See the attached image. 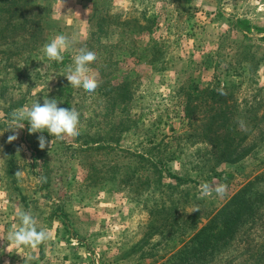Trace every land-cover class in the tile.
Masks as SVG:
<instances>
[{"label":"rangeland","instance_id":"rangeland-1","mask_svg":"<svg viewBox=\"0 0 264 264\" xmlns=\"http://www.w3.org/2000/svg\"><path fill=\"white\" fill-rule=\"evenodd\" d=\"M29 3L35 22L0 38V206L60 215L78 264H264V0ZM51 28L73 40L56 68L42 52ZM84 47L92 93L65 77ZM46 96L80 113L79 134L51 145L45 132L41 150L25 123L8 143L11 113ZM222 134L235 163L209 155ZM205 182L226 193L198 198Z\"/></svg>","mask_w":264,"mask_h":264},{"label":"clouds","instance_id":"clouds-1","mask_svg":"<svg viewBox=\"0 0 264 264\" xmlns=\"http://www.w3.org/2000/svg\"><path fill=\"white\" fill-rule=\"evenodd\" d=\"M73 40L69 39L66 35H56L50 42L46 43L42 52L49 61H61L62 53L72 46ZM97 58L95 51H92L86 47L80 48L76 55L73 57L74 68L68 70V74L65 76L73 88H82L85 92H94L99 83L97 79L90 74L91 69L89 65ZM38 70V69H37ZM219 94H225L223 92V86L217 90ZM57 99H50L46 96L43 100V104L40 101L34 102L31 107H24L11 113V118L5 121L6 131H12L17 135H10L8 137V143L18 139V131L25 128L27 123L29 134L41 133L38 137L39 147L44 150L49 146V141L43 135L47 132L53 137L50 142L51 145L54 140L60 141L65 136L75 137L79 134V117L80 113L72 108H62L58 106ZM241 127L244 126L243 121H239ZM50 154V153H49ZM22 171H17L15 176L17 178L22 177ZM227 186L219 184L213 187L210 183H203L199 186V197L205 198L212 196L215 192L218 196H223L226 193ZM199 211L197 208L194 212ZM21 220V226L18 229L10 231L7 236L9 242L7 251L13 245L16 248L21 246L35 248L50 238V232L41 228L37 230V221L33 217L30 211H21L19 213Z\"/></svg>","mask_w":264,"mask_h":264},{"label":"crops","instance_id":"crops-1","mask_svg":"<svg viewBox=\"0 0 264 264\" xmlns=\"http://www.w3.org/2000/svg\"><path fill=\"white\" fill-rule=\"evenodd\" d=\"M30 209V206H0V264H78V259H72V253L66 254L67 249L72 250L70 247L77 244L73 235H68L63 218L44 211L40 216L32 215L37 221V230H48L50 238L35 248L13 245L7 251L9 232L21 226L19 213Z\"/></svg>","mask_w":264,"mask_h":264},{"label":"trees","instance_id":"trees-1","mask_svg":"<svg viewBox=\"0 0 264 264\" xmlns=\"http://www.w3.org/2000/svg\"><path fill=\"white\" fill-rule=\"evenodd\" d=\"M26 2V3H24ZM33 8H35L33 5H30L29 0H0V25L3 23L2 26H0V38L1 39H7V37L9 36L8 32L11 33L12 35L18 32V30H23L25 29V24L28 26V22H32L34 23L35 21H33L32 17H34L35 19V14H33ZM39 11L43 8L38 7ZM31 15L30 19H28V16ZM19 19H22L23 22L25 24H18L19 23ZM28 19V20H26ZM18 22V23H17ZM22 22V23H23ZM106 22H108V18H104L103 23L101 24L99 30H97L96 32H93V36H95L94 33L99 34V36L101 35H108L109 30H104L102 29L103 24H106ZM8 30V32H7ZM60 30L58 28H51L48 30V34L47 37L45 38V41H50L51 37L53 34L55 33H59ZM95 38L96 41H98V39L101 38L100 37ZM35 38V35L33 37V39ZM13 40V44H16V40ZM37 39L35 38L34 40H30L28 43V48H35L34 46H36L37 44ZM33 45V47L31 46ZM148 52V54L146 53ZM145 54V58L147 59V61L149 62V64H153L156 65L157 63H159L160 58L162 57V53L159 52L158 50H155V48H152L150 50H143V52ZM102 55V53H101ZM66 61L63 60L62 63H65ZM107 67L105 69L109 70L111 67L108 66L107 63H105L104 67ZM51 67H58L57 62L55 61L53 63V65H51ZM104 67L99 66V69H103ZM124 95H119L117 98L120 100V98H124ZM211 97L213 98L214 103H219L222 101L223 95L219 94V92L215 93L214 95H211ZM127 99V97L125 98ZM123 99V100H125ZM122 100V102H124ZM196 108H194L195 110ZM219 110H221L220 112H215V115L213 117V119L218 118H222L223 114H225V111L222 109V103L221 106L219 108ZM209 130V129H207ZM205 132V130H204ZM206 138L208 136H205ZM225 137V134L219 135L217 136V140H213V138H211V151L209 152V155L211 156V158L216 161V164H223V163H235L237 158H232V154H233V150L235 149V147L229 145V143L225 142L223 139ZM191 138V137H190ZM223 141V142H222ZM88 144V143H87ZM90 148V147H89ZM92 150V149H90ZM244 155H246V152L244 151L242 154L239 155V158H242ZM11 168V167H10ZM227 177H229L228 175H226L224 178H222V176L220 175L221 179H226ZM214 234L209 235L208 238L205 240L206 242L209 241L211 239V237H213Z\"/></svg>","mask_w":264,"mask_h":264}]
</instances>
